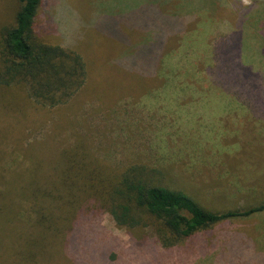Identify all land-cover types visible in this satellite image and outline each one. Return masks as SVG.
Segmentation results:
<instances>
[{
  "label": "rangeland",
  "instance_id": "obj_1",
  "mask_svg": "<svg viewBox=\"0 0 264 264\" xmlns=\"http://www.w3.org/2000/svg\"><path fill=\"white\" fill-rule=\"evenodd\" d=\"M156 1L167 14L181 18L179 39L170 42L176 50L169 60L181 81L177 92L185 93L163 95L162 80L157 83L134 68L116 65L121 55L134 53L133 47L145 38L153 39L158 29L136 36L130 32V20L123 33L116 25L105 32L95 28L96 24L105 27L107 21L98 22L103 16L118 17L139 3ZM0 4V11L4 9L0 22L6 18L11 22L13 3L0 0ZM59 6L61 28L71 40L77 39L74 43L90 70L89 84L72 106L81 109L86 125L74 126L65 112L53 116L49 124L50 112L35 113L36 107L30 108L27 120L13 122V112L0 110V134L15 131L16 138L21 129L27 134L37 129L35 137L42 138L48 130L50 139L73 125L78 133L70 149L76 154L78 148L88 149L91 144V128L94 145L89 149L97 150L101 159H111L117 172L146 166L156 184L184 191L207 209L264 204V0H61ZM43 12L38 20L42 28L45 22L50 25L56 10ZM48 28L58 30L54 25ZM124 33L132 40L128 35L123 39L135 40L132 46L119 44L117 38ZM47 41L63 43L54 35ZM3 121L11 127H3ZM21 121L25 125L20 128ZM9 146L14 149L13 143ZM43 157L46 174L61 173L68 166L59 144ZM73 212L55 213L65 217L62 226L68 228L73 226ZM101 224L131 248L114 264H264V211L215 224L167 251L160 245L163 251L156 250L148 238H142H155L153 227L131 231L144 239L139 245L109 213ZM80 235L73 243L80 247L74 256L54 242L37 252V264H105L101 260L107 249L118 246L103 231L83 228ZM230 245L237 248V258L226 257ZM0 264L6 260L0 258Z\"/></svg>",
  "mask_w": 264,
  "mask_h": 264
},
{
  "label": "trees",
  "instance_id": "obj_2",
  "mask_svg": "<svg viewBox=\"0 0 264 264\" xmlns=\"http://www.w3.org/2000/svg\"><path fill=\"white\" fill-rule=\"evenodd\" d=\"M46 2L4 0L6 5L13 3L14 15L11 22L8 18L0 22V110L13 112V122L22 118L27 120L30 108L36 107L35 113L50 112L47 116V120L51 116L49 124L53 116L58 118L60 112H65L64 116L69 115L73 125L76 122L78 126L86 125L81 109L72 106L79 101L81 92L89 84L90 70L74 43L77 39L71 40L61 28V0H51L48 6ZM42 9L50 14L56 10L48 27L52 29L54 25L57 31L46 27L47 22L44 28L38 24ZM3 10L2 6L0 18ZM180 19L176 14H167L156 1L139 3L136 8L118 17L103 16L98 21H107L102 29L94 25L100 32L116 25L122 28L123 33L124 24L127 25L130 20L133 30L129 31L136 36L151 28L158 29L159 33L153 39L145 38L133 47L134 53L121 55L116 65L134 68L135 72L145 73L148 79L151 77L157 83L162 80L163 95L171 96L186 92H177L181 81L177 68L169 60L176 50L170 42L175 37L179 39ZM51 35L62 38L63 43L48 42L47 37ZM123 35L130 34L124 33L117 38L122 47L135 43V40L131 42L126 38L127 42ZM190 88L196 90L194 86ZM154 89L159 90V87ZM5 122L3 127H11V123ZM24 123H19L20 128ZM73 125L68 132L65 126L61 127L60 134L50 135V139L48 130L42 138L35 137L37 129L28 134L21 129L16 138L15 131L13 134H0V258L6 260V264H37V252L54 242V246L59 244L62 250L66 248L74 256L80 247L73 243L81 237L83 228L103 231L112 238L118 246L109 247L101 261L105 264L117 262L131 248H127L125 241L119 240L101 224L105 213H109L118 226L130 232L153 227L155 238H142H148L156 250L167 251L215 224L264 211V204L226 211L207 209L184 191L156 184L143 165H132L117 172L111 159H101L95 153L97 150L92 152L89 149L94 145L91 128L88 131L91 143L88 149L83 146L74 154L70 147L74 142V133L78 132ZM11 143L14 149H10ZM57 144L60 145L61 155L69 160L68 166H62L61 173L52 170L46 174L44 152ZM60 209H66L68 213L73 209V226H62L65 217L55 213ZM130 238L139 245L144 241L132 232ZM66 243L68 245L63 246ZM229 247L230 253L226 257L237 258V248Z\"/></svg>",
  "mask_w": 264,
  "mask_h": 264
}]
</instances>
